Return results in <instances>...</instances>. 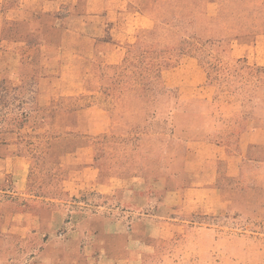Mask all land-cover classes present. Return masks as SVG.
I'll list each match as a JSON object with an SVG mask.
<instances>
[{
  "label": "rangeland",
  "instance_id": "rangeland-1",
  "mask_svg": "<svg viewBox=\"0 0 264 264\" xmlns=\"http://www.w3.org/2000/svg\"><path fill=\"white\" fill-rule=\"evenodd\" d=\"M0 264H264V0H0Z\"/></svg>",
  "mask_w": 264,
  "mask_h": 264
},
{
  "label": "crops",
  "instance_id": "crops-1",
  "mask_svg": "<svg viewBox=\"0 0 264 264\" xmlns=\"http://www.w3.org/2000/svg\"><path fill=\"white\" fill-rule=\"evenodd\" d=\"M45 12H48V11H44L40 7L36 9L35 7L31 13V18L36 19L38 16H35V15L44 14ZM13 41H17V39H13ZM13 159L17 162H22L23 157L17 155V156H14ZM13 174L16 178L20 176V174L22 173L20 169L18 168L17 170L13 172ZM55 216H56V213L54 212L53 218L51 219V225L49 226V228H47L46 226L44 227L43 226L44 224H43L37 229L36 233L38 235L46 236L47 234H49L47 242L45 243V248L40 253V255L37 257V259H58V261H60V259H67V256L65 255V248H64L65 241L64 242L60 241V238L57 235L53 234L54 231L57 229L56 220H54ZM76 259H81V257L77 256Z\"/></svg>",
  "mask_w": 264,
  "mask_h": 264
}]
</instances>
